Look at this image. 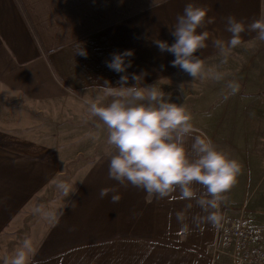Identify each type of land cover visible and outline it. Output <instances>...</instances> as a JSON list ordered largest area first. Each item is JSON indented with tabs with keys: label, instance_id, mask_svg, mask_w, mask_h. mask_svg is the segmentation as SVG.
<instances>
[{
	"label": "crops",
	"instance_id": "obj_1",
	"mask_svg": "<svg viewBox=\"0 0 264 264\" xmlns=\"http://www.w3.org/2000/svg\"><path fill=\"white\" fill-rule=\"evenodd\" d=\"M189 2L209 9L207 16L215 21L205 23L204 29L225 40L230 35L225 31L228 15L245 24L264 19V0H0V237L11 227L20 228L36 201L64 179L62 151L75 149V144L79 150H102L51 224L34 239L30 264H211L209 250L219 227L199 221L206 214L193 201L184 221L186 231L175 216L188 203L178 191L157 200L109 179L107 129L88 115L86 103L102 95L105 80L116 85L120 74L105 62L111 53L126 49L134 52L129 76L143 72V85L173 88L167 99L180 96L177 89L184 93L182 103H218L219 95L222 103L240 99L229 94L232 77L191 80L171 66L170 53L155 45L156 39L173 42L171 29ZM241 41L226 64H219L221 57L210 41L200 58L206 66L218 67L224 77L231 69L242 71L243 90L258 88L257 118L264 119V41L247 30ZM79 43L86 57L75 55ZM255 71L260 73L257 81ZM133 83L130 76L128 86ZM249 98L244 94L242 101L250 103ZM216 109L191 122L229 157L231 146L250 140L248 128L255 116L249 107L219 124ZM241 124L243 134L238 130ZM90 133L98 135L93 139ZM224 135L228 143L222 142ZM257 141L262 143L261 138ZM244 176L239 177L241 183L248 181V174ZM241 183L222 194V218L238 213L231 193L241 192ZM113 187L121 195L118 203L111 202V192L99 196L101 188Z\"/></svg>",
	"mask_w": 264,
	"mask_h": 264
},
{
	"label": "clouds",
	"instance_id": "obj_2",
	"mask_svg": "<svg viewBox=\"0 0 264 264\" xmlns=\"http://www.w3.org/2000/svg\"><path fill=\"white\" fill-rule=\"evenodd\" d=\"M208 11L192 2L187 3L171 29L173 42L154 41L161 52L167 51L174 57L171 66L179 67L191 80L220 81L224 78L218 67L206 66L200 58L201 50L208 47L209 41L221 57L219 64L227 63L231 50L241 44V34L246 30L255 32L256 39L264 41V19L245 24L233 15L224 18L225 31L230 34L227 40L211 36L204 25L213 24L215 17L207 16ZM87 54L79 43L75 55L86 57ZM133 55L131 49L111 53L105 63L109 70L120 74L116 85L105 80L101 86L102 95L86 102L88 115L98 119L107 129L106 142L111 147L107 153L108 178L120 186L131 185L143 190L157 200L178 191L180 198L188 201L183 210L175 213L186 231L188 225L184 221L188 210L193 208V201L206 214L199 221L219 227L222 194L236 183L241 164L198 132L184 105L167 99L165 92L155 84L143 85V72L131 73L134 83L128 86L127 70L132 67L130 57ZM227 87L229 94H234L239 85L229 82ZM104 97L110 98L108 102H103ZM89 135L94 139L98 133ZM56 187L64 197L74 193L71 183L63 179L56 182ZM110 192L111 202L118 203L121 195L114 187L101 188L99 196L103 198ZM35 211L51 216L39 207ZM33 253V241L26 237L2 264H30Z\"/></svg>",
	"mask_w": 264,
	"mask_h": 264
},
{
	"label": "rangeland",
	"instance_id": "obj_3",
	"mask_svg": "<svg viewBox=\"0 0 264 264\" xmlns=\"http://www.w3.org/2000/svg\"><path fill=\"white\" fill-rule=\"evenodd\" d=\"M235 69H238L237 66ZM254 73V80H258V75L260 74L258 71ZM229 75V76H228ZM228 75L224 78H230L231 82L237 83L239 85L238 90L235 92L233 96H240V99L232 98L228 103H222L221 98L223 96L219 95L217 99L220 98L219 102H199L194 103V101H188L187 103L181 102V96H184V93L181 89H177L176 93L180 96L172 97V101L182 104L185 108L189 111L190 115L193 117V123H196L199 115H210V111L213 110L216 106V115L219 119V124L226 123L224 118H234L237 116L238 112H247L249 107L251 109V116L250 119V137H248V142L246 145L240 146L236 143L237 146H231L232 150L230 153L229 158H234L239 161L241 164V173L237 177V181L235 186H240L241 181L239 177L241 175L248 174V181L242 182V190L238 191V193H234L232 191V201L236 204H233L232 207L238 208V213L235 214L230 213L229 215L233 218L239 217L243 215L249 219H258V223H264V119L257 118L258 115V107L259 104V92L258 88H244L243 90V74L242 71L239 70H229ZM247 75V74H246ZM234 77V78H233ZM160 90L165 92L166 94H170L171 90H166L163 88H159ZM207 88H203L206 90ZM227 89V87L219 88ZM200 90V89H199ZM228 90V89H227ZM230 91V90H229ZM173 93V94H176ZM245 95L250 96L248 102L244 103L242 101V97ZM203 97V96H202ZM201 97V98H202ZM200 98V99H201ZM210 98V97H208ZM216 99V100H217ZM232 101V102H231ZM243 102V103H242ZM83 129V128H81ZM238 130L242 133L243 127L242 124L238 127ZM245 132V131H244ZM243 134V133H242ZM237 136V135H236ZM261 138L262 143L258 142L257 140ZM228 137L226 135L222 136V142L228 143ZM260 143V144H259ZM219 143H216L218 146ZM106 145V144H104ZM102 145V146H104ZM75 149L71 150H64L61 152V170L64 172V179L66 182L71 183L72 191L78 185L84 174L86 173L89 165L96 159V157L101 153L102 150H79L77 144ZM107 146V145H106ZM249 164L248 168L244 166V161L248 158ZM250 172V174L248 173ZM60 190L56 187H51L46 191V194L42 196L41 199L36 201V207L43 209L44 211L50 212L51 216H45L42 213H38L34 210V212H28L26 215V219L22 226L17 228L16 230H12V227L9 228L3 235L0 237V264L6 256H10L14 253L15 249H17L22 240L26 237H30L31 240L34 242L36 236H38L44 229L51 224L54 215L56 214L58 207L63 205L65 198H59ZM233 202V203H234ZM238 203V204H237ZM240 210V211H239ZM23 217V215L21 216ZM210 254V250H209Z\"/></svg>",
	"mask_w": 264,
	"mask_h": 264
},
{
	"label": "built area",
	"instance_id": "obj_4",
	"mask_svg": "<svg viewBox=\"0 0 264 264\" xmlns=\"http://www.w3.org/2000/svg\"><path fill=\"white\" fill-rule=\"evenodd\" d=\"M240 215L222 218L211 264H264V223Z\"/></svg>",
	"mask_w": 264,
	"mask_h": 264
}]
</instances>
